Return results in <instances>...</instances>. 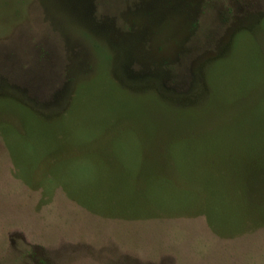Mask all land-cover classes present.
<instances>
[{
    "label": "rangeland",
    "instance_id": "1",
    "mask_svg": "<svg viewBox=\"0 0 264 264\" xmlns=\"http://www.w3.org/2000/svg\"><path fill=\"white\" fill-rule=\"evenodd\" d=\"M0 264H264V0H0Z\"/></svg>",
    "mask_w": 264,
    "mask_h": 264
},
{
    "label": "trees",
    "instance_id": "2",
    "mask_svg": "<svg viewBox=\"0 0 264 264\" xmlns=\"http://www.w3.org/2000/svg\"><path fill=\"white\" fill-rule=\"evenodd\" d=\"M234 195H235V194H234ZM232 198H233V197H232ZM232 198H231V199H232Z\"/></svg>",
    "mask_w": 264,
    "mask_h": 264
}]
</instances>
